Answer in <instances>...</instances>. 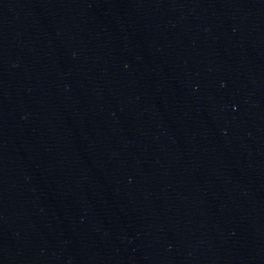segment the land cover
<instances>
[{
	"label": "water",
	"instance_id": "95a60500",
	"mask_svg": "<svg viewBox=\"0 0 264 264\" xmlns=\"http://www.w3.org/2000/svg\"><path fill=\"white\" fill-rule=\"evenodd\" d=\"M0 264H264V0H0Z\"/></svg>",
	"mask_w": 264,
	"mask_h": 264
}]
</instances>
